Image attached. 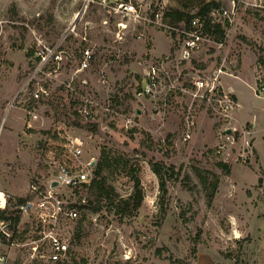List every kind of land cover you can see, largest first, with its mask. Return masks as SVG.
<instances>
[{"label": "rangeland", "instance_id": "rangeland-1", "mask_svg": "<svg viewBox=\"0 0 264 264\" xmlns=\"http://www.w3.org/2000/svg\"><path fill=\"white\" fill-rule=\"evenodd\" d=\"M207 1L154 0L170 12L190 15ZM80 2L0 0V202L7 198L6 211L20 216L22 200L31 196L29 185L49 179L52 151L61 149L58 133L79 134L83 160L100 184L85 194L89 210L82 213L66 264H180L177 259L184 264H264V97L252 73L254 53L264 43V17L239 10L224 48L212 47L181 65L186 73L210 71L229 55L243 71L224 81L239 99L237 125L255 130L254 157L228 162L227 173L215 155L219 120L203 104L193 108L192 138L184 141L191 96L178 92L166 101L159 94L137 96L143 83L140 62L172 56L179 46L167 30L149 27L143 41L127 44L115 58L93 10L85 16L92 26L88 33L100 46L95 51L108 59L75 76L74 94L62 89L72 78V62L48 64L44 70L51 73L38 74L29 90L45 85L51 96L24 101L21 90L37 68L27 74L38 54L37 39L57 42ZM78 46V38L64 44L70 54ZM85 95L100 102L92 121L78 112ZM147 135L151 148L145 147ZM9 252L10 264L28 254L22 246Z\"/></svg>", "mask_w": 264, "mask_h": 264}, {"label": "built area", "instance_id": "built-area-1", "mask_svg": "<svg viewBox=\"0 0 264 264\" xmlns=\"http://www.w3.org/2000/svg\"><path fill=\"white\" fill-rule=\"evenodd\" d=\"M95 10L99 24L108 36L106 49L110 56L120 57L122 48L132 41H143L149 27H157L174 34L179 46L172 56L157 61L140 62L143 83L137 96H163L166 101L169 95L182 92L191 96L188 110L183 120V139L192 138L195 119L192 110L196 103L203 104L219 120L215 155L219 162H249L254 157L251 137L255 130L247 126L239 127L235 110L239 107L233 86L226 85L224 76H239L238 60L229 55L223 56L221 63L212 70L202 68L196 72H185L182 64L201 53L224 48L232 28L236 24L239 10L251 11L264 17V0H229L226 5L213 9L207 17L194 16L188 22H175L170 11L156 4L154 0H81L62 36L52 45L38 40L37 64L33 75L21 90L24 101H42L51 96L45 85L29 90L35 83L37 75L45 72L48 64L58 67L65 60L72 62V78L63 87L71 94L76 93L75 76L92 71L100 61L108 57L95 51L97 45L88 33L91 21L86 14ZM209 21V22H208ZM209 23V25H208ZM84 26L81 30L79 26ZM216 25L221 27L223 36L215 32ZM79 39V46L70 54L64 44L69 40ZM252 73L256 81L258 95L264 97V43H259L257 54L254 53ZM38 65V66H37ZM104 72L103 70L100 73ZM87 85L88 80H80ZM78 112L88 121L95 119L94 110L100 105L93 96L85 95L80 100ZM109 110V106L106 107ZM33 120H38L35 111L30 112ZM116 113V112H114ZM131 121V120H129ZM62 140L61 149L52 151L50 165L51 176L46 182L33 181L29 185L32 199L19 208L20 216L6 211L7 198L0 202V264L9 263V250L14 247H27V256L22 261L12 264H66L71 255L72 244L82 213L89 210L86 196L92 187L95 176L90 163L83 160L84 140L82 135L58 133ZM52 182H57L53 187ZM26 216H25V215ZM12 215V216H11ZM12 219L19 221V233L27 229L22 239L15 237ZM22 227V228H20Z\"/></svg>", "mask_w": 264, "mask_h": 264}, {"label": "trees", "instance_id": "trees-1", "mask_svg": "<svg viewBox=\"0 0 264 264\" xmlns=\"http://www.w3.org/2000/svg\"><path fill=\"white\" fill-rule=\"evenodd\" d=\"M220 7H222V4H221V2H219V1H216V0H209V1H207L205 4H203L201 7H200V9L198 10V12L197 13H195V14H193V15H190V14H187V13H185V12H182V11H179V10H174V11H172V12H170L169 13V15L172 17V19L174 20V21H177V22H183V21H185V22H188L192 17H194V16H201V17H207L208 15H209V13L213 10V9H215V8H220ZM209 22V21H208ZM208 25H209V23H208ZM215 32L217 33V34H221L222 36H223V31L221 30V27L219 26V25H216V27H215ZM37 61L38 60H35V62L32 64V67L30 68V70H28L27 71V74L28 75H30L31 74V72L33 71V69H34V67L36 66V64H37ZM62 89H65L63 86H62ZM88 127H91L92 129H97L98 128V126H97V124H86ZM148 137H147V141H148V143L145 145V147H147V148H151L152 146V138L149 136V135H147ZM219 165L220 166H222L224 169H225V171L227 172V173H229V167H228V164H226V163H223V162H219ZM96 176H95V178L93 179V182H92V187H91V190H92V192L93 191H95L97 188H98V186H99V184H100V182H99V180L97 179V172H96V174H95ZM32 197L33 196H30L28 199H26V200H22V202H23V204L27 201V200H31L32 199ZM12 222H13V225H12V229L14 230V234L16 235L15 237H20V238H24L25 237V235L27 234V229H23V231L21 232V233H19V221H17V220H15V219H12ZM20 228H22V227H20ZM177 262H179L180 264H184V262L182 261V260H180V259H177L176 260Z\"/></svg>", "mask_w": 264, "mask_h": 264}, {"label": "crops", "instance_id": "crops-1", "mask_svg": "<svg viewBox=\"0 0 264 264\" xmlns=\"http://www.w3.org/2000/svg\"><path fill=\"white\" fill-rule=\"evenodd\" d=\"M242 73H243V71L241 72H239V76H238V78L239 77H241V75H242ZM231 86H233V85H231ZM234 88V87H233ZM236 97H237V94H236ZM237 99H238V97H237ZM238 101H239V99H238ZM240 122V121H239ZM242 124V123H241ZM245 125V124H244ZM244 125H241V127H243ZM252 125H255V127H256V123H252ZM255 133V132H254Z\"/></svg>", "mask_w": 264, "mask_h": 264}, {"label": "water", "instance_id": "water-1", "mask_svg": "<svg viewBox=\"0 0 264 264\" xmlns=\"http://www.w3.org/2000/svg\"><path fill=\"white\" fill-rule=\"evenodd\" d=\"M58 184H57V182H52V186L53 187H55V186H57Z\"/></svg>", "mask_w": 264, "mask_h": 264}]
</instances>
